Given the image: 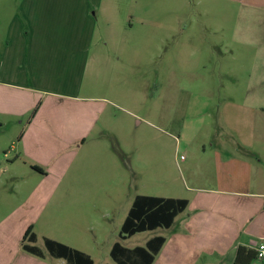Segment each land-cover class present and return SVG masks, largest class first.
Returning <instances> with one entry per match:
<instances>
[{"label": "rangeland", "instance_id": "obj_1", "mask_svg": "<svg viewBox=\"0 0 264 264\" xmlns=\"http://www.w3.org/2000/svg\"><path fill=\"white\" fill-rule=\"evenodd\" d=\"M95 2L93 38L101 41L92 48L101 67L87 70L81 95L111 102H102L87 143L65 150L72 160L65 176L41 177L22 161L0 173V230H22L27 221L6 214L41 185L51 187L30 222L36 245L46 250L44 237H50L89 253L95 264H116L114 242L134 247L168 233L160 227L120 239L137 194L191 197L189 187L215 177L216 151L236 150V137L249 133L248 104L264 106V9L227 0ZM34 109L21 124H0V144L25 131ZM55 110L59 117L82 114L67 101ZM254 144L263 160L257 175L264 177V141ZM7 152L15 150L7 146ZM0 161L8 162L2 153Z\"/></svg>", "mask_w": 264, "mask_h": 264}, {"label": "crops", "instance_id": "obj_2", "mask_svg": "<svg viewBox=\"0 0 264 264\" xmlns=\"http://www.w3.org/2000/svg\"><path fill=\"white\" fill-rule=\"evenodd\" d=\"M227 1L264 9V0ZM93 3L95 0H0V124L6 120L21 124L22 115L40 104L25 131L6 145L0 144V158L2 153L8 161H0V173L22 161L41 177L65 176L72 161L65 150L71 152L87 143L106 107L102 102H111L108 96L81 95L87 70L91 74L101 67V54L92 48L101 41L93 38ZM65 101L78 104L81 116L63 113L59 117L55 108ZM248 105L250 118L244 124L249 133L236 137V150L216 151L215 177L207 185L189 187L191 197H176L187 198L189 204L167 229L166 242L153 264H235L240 245L256 250L264 241V177L257 175L263 160L254 144L264 141V106ZM7 146L14 148L13 155L8 154ZM37 189L40 193L6 214L27 224L20 231L0 230V264H66L40 246L42 256L22 246L51 187ZM13 236H20L17 245L12 243Z\"/></svg>", "mask_w": 264, "mask_h": 264}, {"label": "trees", "instance_id": "obj_3", "mask_svg": "<svg viewBox=\"0 0 264 264\" xmlns=\"http://www.w3.org/2000/svg\"><path fill=\"white\" fill-rule=\"evenodd\" d=\"M38 109L39 104L32 112L31 118L35 116ZM33 168L41 171L36 165ZM188 204L187 198L137 194L121 226L120 237L126 239L136 233L152 231L160 227L168 229ZM32 230L33 225H30L23 236L22 246L26 251L42 256V249L36 245L37 235ZM165 242V235L153 236L145 245L134 247H128L116 241L110 250V256L116 264H153ZM44 245L51 255L64 259L66 264H95L89 253L62 241L44 237ZM257 258L259 257L255 249L240 245L237 248L234 263L250 264Z\"/></svg>", "mask_w": 264, "mask_h": 264}, {"label": "built area", "instance_id": "obj_4", "mask_svg": "<svg viewBox=\"0 0 264 264\" xmlns=\"http://www.w3.org/2000/svg\"><path fill=\"white\" fill-rule=\"evenodd\" d=\"M257 256L260 259H264V241H262L256 248Z\"/></svg>", "mask_w": 264, "mask_h": 264}]
</instances>
